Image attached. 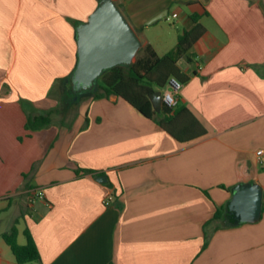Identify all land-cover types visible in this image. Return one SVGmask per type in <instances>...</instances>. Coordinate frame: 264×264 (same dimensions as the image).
Instances as JSON below:
<instances>
[{
  "label": "crops",
  "instance_id": "crops-1",
  "mask_svg": "<svg viewBox=\"0 0 264 264\" xmlns=\"http://www.w3.org/2000/svg\"><path fill=\"white\" fill-rule=\"evenodd\" d=\"M115 1L160 55L200 16L177 97L207 133L179 140L94 91L29 130L28 114L66 96L76 28L101 0H0V264H264V0ZM240 182L263 188L260 219L215 218ZM34 189L45 199L30 202ZM13 225L39 260L17 261L3 237Z\"/></svg>",
  "mask_w": 264,
  "mask_h": 264
},
{
  "label": "trees",
  "instance_id": "trees-1",
  "mask_svg": "<svg viewBox=\"0 0 264 264\" xmlns=\"http://www.w3.org/2000/svg\"><path fill=\"white\" fill-rule=\"evenodd\" d=\"M190 17L193 20L192 26L179 34L177 44L172 49L160 55L151 44L142 46L132 63L115 65L105 70L98 78L97 89L94 91L95 95L108 96L113 93L122 97L140 113L154 119L175 138L182 141H190L203 136L207 133L206 127L191 109L179 103V100L173 107L163 102L160 110L157 111L152 104L150 94L165 88L172 76L182 83L190 79V74L180 66L179 62L182 59L189 64L195 62L192 47L206 30L198 14H191ZM75 95L76 93L71 90V83L68 82L66 96L62 98L67 102L68 107L77 102L78 99H74ZM57 111L55 107L28 114L26 127L29 130H37L50 125ZM84 171L92 170L85 169ZM226 215H229V210L224 207L217 210L215 218L220 219ZM25 234L27 237L25 244L18 242L16 225L3 234L19 263L40 259V252L32 234L27 229Z\"/></svg>",
  "mask_w": 264,
  "mask_h": 264
},
{
  "label": "water",
  "instance_id": "water-1",
  "mask_svg": "<svg viewBox=\"0 0 264 264\" xmlns=\"http://www.w3.org/2000/svg\"><path fill=\"white\" fill-rule=\"evenodd\" d=\"M163 15L156 17L163 18ZM78 62L67 78L78 95L95 91L102 73L119 64L132 63L142 40L115 0H101L86 21L76 28ZM154 108L163 104L162 90L150 94ZM102 178V177H100ZM103 179H105L103 177ZM263 188L257 182H240L233 187L228 203L235 223L256 222L262 214Z\"/></svg>",
  "mask_w": 264,
  "mask_h": 264
},
{
  "label": "built area",
  "instance_id": "built-area-1",
  "mask_svg": "<svg viewBox=\"0 0 264 264\" xmlns=\"http://www.w3.org/2000/svg\"><path fill=\"white\" fill-rule=\"evenodd\" d=\"M173 16H177L176 13ZM197 59V58H196ZM202 66L198 63V68ZM183 83L176 77L172 76L169 78L167 86L162 90V98L163 102L168 106H175L178 103L177 94L179 93L180 89L182 88ZM264 152L263 149H259L257 151L258 155H261ZM38 199H45V192L41 189H34L30 192L29 201L34 202Z\"/></svg>",
  "mask_w": 264,
  "mask_h": 264
},
{
  "label": "rangeland",
  "instance_id": "rangeland-1",
  "mask_svg": "<svg viewBox=\"0 0 264 264\" xmlns=\"http://www.w3.org/2000/svg\"><path fill=\"white\" fill-rule=\"evenodd\" d=\"M178 19H174V18H170V20H168L169 24H171L172 26H174L175 22H177ZM181 63V60L180 62ZM186 66L190 67L191 64L186 63ZM181 66V64H180ZM184 67V66H181ZM164 88H162L161 90H163ZM78 100L77 102H75L72 106H67V102H65L63 99L60 100V102L58 103V105L56 106L58 111L56 112V115L59 117H62L65 115V113L69 114L68 116H70V114H72V112H74L76 106L78 105ZM63 118V117H62Z\"/></svg>",
  "mask_w": 264,
  "mask_h": 264
}]
</instances>
